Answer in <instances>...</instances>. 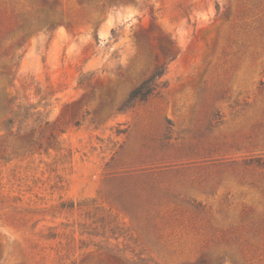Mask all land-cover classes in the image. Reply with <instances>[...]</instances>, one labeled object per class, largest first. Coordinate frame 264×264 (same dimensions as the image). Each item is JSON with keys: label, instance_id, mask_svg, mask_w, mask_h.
Listing matches in <instances>:
<instances>
[{"label": "rangeland", "instance_id": "obj_1", "mask_svg": "<svg viewBox=\"0 0 264 264\" xmlns=\"http://www.w3.org/2000/svg\"><path fill=\"white\" fill-rule=\"evenodd\" d=\"M18 104L0 264H264V0H0V122Z\"/></svg>", "mask_w": 264, "mask_h": 264}, {"label": "trees", "instance_id": "obj_2", "mask_svg": "<svg viewBox=\"0 0 264 264\" xmlns=\"http://www.w3.org/2000/svg\"><path fill=\"white\" fill-rule=\"evenodd\" d=\"M51 26L54 28V24ZM173 59L174 57L163 62H158L150 74L132 88L125 101L119 107V110L132 108L136 104L145 103L158 95L161 87L165 85V82L162 81V78L166 75L168 65ZM16 107L17 108L12 110L11 115L7 119L0 122V129H11L17 120H19L20 123L25 122V119L34 114L32 110L37 108L34 105L22 104H18ZM38 114L42 115V112L39 111ZM69 206L72 207L73 205ZM124 260L126 264H154L152 263L151 259L139 256L136 258H125Z\"/></svg>", "mask_w": 264, "mask_h": 264}]
</instances>
